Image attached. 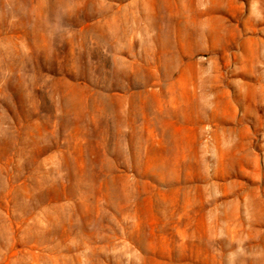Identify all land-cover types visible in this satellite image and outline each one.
Wrapping results in <instances>:
<instances>
[{
  "label": "rangeland",
  "instance_id": "obj_1",
  "mask_svg": "<svg viewBox=\"0 0 264 264\" xmlns=\"http://www.w3.org/2000/svg\"><path fill=\"white\" fill-rule=\"evenodd\" d=\"M0 264H264V0H0Z\"/></svg>",
  "mask_w": 264,
  "mask_h": 264
}]
</instances>
